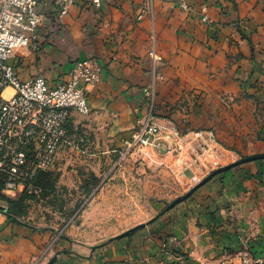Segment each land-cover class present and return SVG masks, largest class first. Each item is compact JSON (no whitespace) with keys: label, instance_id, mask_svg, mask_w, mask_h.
<instances>
[{"label":"crops","instance_id":"crops-1","mask_svg":"<svg viewBox=\"0 0 264 264\" xmlns=\"http://www.w3.org/2000/svg\"><path fill=\"white\" fill-rule=\"evenodd\" d=\"M58 1L38 0L42 22L33 45L12 57L21 79L58 82L79 59H96L101 80L88 89L89 114L123 138L148 110L143 88L153 78L154 47L163 57L156 69L159 117L181 133L203 131L198 144H251L264 152V0H187L189 10L153 0L152 12L148 0H73L66 14ZM243 166L179 204L173 231L161 219L151 226L156 235L138 233L55 264H167L152 238L167 232L177 236L173 264H241L245 251L264 257V160ZM9 218L0 219V264H34L39 236Z\"/></svg>","mask_w":264,"mask_h":264},{"label":"rangeland","instance_id":"rangeland-1","mask_svg":"<svg viewBox=\"0 0 264 264\" xmlns=\"http://www.w3.org/2000/svg\"><path fill=\"white\" fill-rule=\"evenodd\" d=\"M69 128L72 145L60 155L54 169L36 178L30 189L5 197L11 203L13 201L12 212L18 219L9 218L10 223L27 226L33 237L39 236L34 264H47L55 255L58 256L53 264L63 255L82 258L78 253H89L90 250L93 254L118 240L115 236L148 223L213 170L245 156L264 153L253 151L251 144L222 147L204 144L206 147L199 150L198 145L186 140L180 151L166 158V165L156 168L142 162L120 160L117 149L122 135L114 133L106 119L78 113L72 116ZM191 130L182 129L184 135ZM197 151L202 152V156L195 163ZM261 160L264 159L257 161ZM249 163L220 173L207 183ZM179 204L123 238L145 232L148 237L156 235L151 226L161 219H165L164 223L173 231ZM175 235L167 232L152 237L161 250L163 257L160 260L167 264L176 263L169 256H179V249L174 246ZM94 246H97L96 250H92Z\"/></svg>","mask_w":264,"mask_h":264},{"label":"built area","instance_id":"built-area-1","mask_svg":"<svg viewBox=\"0 0 264 264\" xmlns=\"http://www.w3.org/2000/svg\"><path fill=\"white\" fill-rule=\"evenodd\" d=\"M90 1L101 5V0ZM175 1L182 9H190L187 0ZM58 2L61 13L66 14L73 0ZM147 2L146 11L152 12L153 0ZM37 5L38 0H0V219L8 215L10 204L5 197L33 187L39 173L53 170L60 155L68 151L72 145L71 117L75 112L90 113L88 89L101 80L102 67L94 58L79 59L68 77L58 82L43 75L20 78L12 57L21 48L33 45L36 29L42 22ZM202 20L209 22L206 12ZM148 55L153 64L152 81L143 88L148 110L137 118L117 151L120 160L159 168L166 165L169 155L181 150L186 140L198 145L199 150L206 146L197 140L202 138L203 131L184 135L157 115L156 69L163 57L154 47ZM199 152L195 163L201 160ZM241 264H264V257L245 251Z\"/></svg>","mask_w":264,"mask_h":264},{"label":"water","instance_id":"water-1","mask_svg":"<svg viewBox=\"0 0 264 264\" xmlns=\"http://www.w3.org/2000/svg\"><path fill=\"white\" fill-rule=\"evenodd\" d=\"M258 159H264V153H257V154H253V155H248L245 156L233 163H230L229 165L226 166H222L219 167L218 169L213 170L209 175H207L204 179H202L199 183H197L196 185H194L186 194L178 197L177 199H175L171 204H169L159 215H157L156 217H154L153 219H151L150 221H148V223H142L139 224L123 233H121L118 236H115L114 239H120L123 238L125 236H128L132 233H134L135 231L145 227L146 225L154 222L155 220H157L161 215H163L166 211L170 210L171 208L175 207L176 205H178L179 203L183 202L184 200L188 199L195 191H197L201 186H203L205 183H207L209 180H211L213 177H215L216 175L223 173L235 166L241 165L243 163H248L254 160H258ZM97 246L92 247V250H96ZM57 256L55 255L53 256L50 261L47 264H53L56 260H57Z\"/></svg>","mask_w":264,"mask_h":264},{"label":"trees","instance_id":"trees-1","mask_svg":"<svg viewBox=\"0 0 264 264\" xmlns=\"http://www.w3.org/2000/svg\"><path fill=\"white\" fill-rule=\"evenodd\" d=\"M71 123V122H70ZM69 127H70V124H69ZM47 172H49V171H46V172H40L39 173V175L37 176V178L40 176V175H42V174H44V173H47ZM9 209H8V212H7V214H8V216L11 218V219H13V220H18L17 219V216L12 212L13 211V207H14V204H13V201H12V203L9 201Z\"/></svg>","mask_w":264,"mask_h":264}]
</instances>
